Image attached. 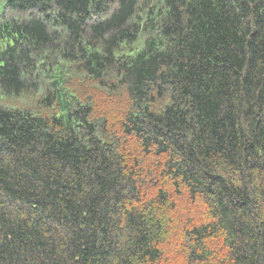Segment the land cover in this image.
<instances>
[{
    "label": "trees",
    "instance_id": "obj_1",
    "mask_svg": "<svg viewBox=\"0 0 264 264\" xmlns=\"http://www.w3.org/2000/svg\"><path fill=\"white\" fill-rule=\"evenodd\" d=\"M2 1L0 264H264V0Z\"/></svg>",
    "mask_w": 264,
    "mask_h": 264
},
{
    "label": "rangeland",
    "instance_id": "obj_2",
    "mask_svg": "<svg viewBox=\"0 0 264 264\" xmlns=\"http://www.w3.org/2000/svg\"><path fill=\"white\" fill-rule=\"evenodd\" d=\"M4 3H6L5 1H2L0 4V11L4 5ZM16 15H21L19 13H15ZM8 15H10V13H8ZM7 40L5 38H1L0 37V49L3 48L6 44ZM85 76L82 73H78L75 76V80L77 82H79L80 87L82 88V90L90 91V98L91 100H93L95 102V104L102 108L105 109L109 112L110 114V119H113L112 116L113 114H111L112 110H116V112H124L127 109L126 106V94L125 96L123 95L124 90L123 89H119L116 91H111L109 92L106 88L104 87H100L97 85L92 84L91 87H87V84H85L86 82H88L89 80L84 78ZM41 94V91L38 92V94L34 95V99L37 100L38 95ZM32 96V95H31ZM28 96L26 99L28 101H31L32 97ZM88 96V95H87ZM151 192H155L154 189L151 190Z\"/></svg>",
    "mask_w": 264,
    "mask_h": 264
}]
</instances>
